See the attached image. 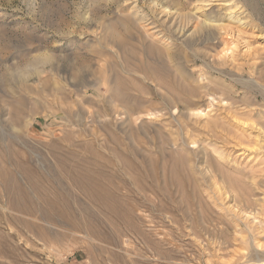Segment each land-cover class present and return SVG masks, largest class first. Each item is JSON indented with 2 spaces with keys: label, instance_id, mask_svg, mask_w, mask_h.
<instances>
[{
  "label": "rangeland",
  "instance_id": "rangeland-1",
  "mask_svg": "<svg viewBox=\"0 0 264 264\" xmlns=\"http://www.w3.org/2000/svg\"><path fill=\"white\" fill-rule=\"evenodd\" d=\"M263 114L264 0H0V264H264Z\"/></svg>",
  "mask_w": 264,
  "mask_h": 264
},
{
  "label": "bare ground",
  "instance_id": "bare-ground-1",
  "mask_svg": "<svg viewBox=\"0 0 264 264\" xmlns=\"http://www.w3.org/2000/svg\"><path fill=\"white\" fill-rule=\"evenodd\" d=\"M228 30H229V29H228ZM190 36H191V35H190ZM151 37H152V36H151ZM235 39H236V38H235ZM119 41H121V40H119ZM228 41H229V40H228ZM248 45H250V44H248ZM248 45H245V46H244L245 49H243V51L250 52L251 46L249 47ZM232 46H233V45H232ZM232 46H231L230 44H228V43L225 42L224 48L222 49V53H223V54H231V55H232V53L234 52L233 50L235 49V48L232 47ZM253 48H254V47H253ZM253 48H252V49H253ZM251 53H252V52H251ZM223 54H222V55H223ZM248 54H249V53H248ZM216 55H217V54H216ZM246 55H247V54H246ZM254 55H255V53H254ZM236 56H237V55H236ZM219 57H220V56H219ZM230 57H231V56H230ZM170 62H171V61H170ZM160 64H161V63H160ZM155 66H156V65H155ZM155 66H154V65L152 66V72H150V73H152L153 76H155V78H156V80L153 79V81H154V82H157L158 86H161V85H164V84H165V87L168 88V90L173 89V88L170 87V86H171V83H169L170 81H168V80L165 81V79H164V81H163V79H162L163 77L160 78V77L158 76V68H157L158 66H157V67H155ZM163 67H164V65H163ZM160 68L162 69V67H159V69H160ZM165 68H167V66H166ZM165 70H166V69H165ZM150 71H151V69H150ZM159 71H161V70H159ZM162 71H164V69H163ZM162 71H161V72H162ZM148 72H149V71H148ZM163 73H164V72H163ZM165 73H168V72L165 71ZM156 76H157V77H156ZM160 76H161V75H160ZM163 76H164V75H163ZM167 76H168V75H167ZM149 78H150V77H149ZM152 78H154V77H152ZM164 78H165V77H164ZM166 78H167V77H166ZM209 78H210V77H209ZM122 80H123V79H122ZM122 80H121V81H122ZM176 80H177V79H176ZM182 80H183V79H181V81H182ZM167 81H168V82H167ZM181 81L178 83V86H179V88H181V92H182V93H185V92L187 91L188 88H186V85H184ZM173 82H175V81H173ZM183 82L185 83V81H183ZM116 83H117V82H116ZM257 84H258V83H257ZM172 85H173V84H172ZM115 86H116V85H115ZM118 86H119V85H118ZM113 87H114V86H113ZM173 87H175V86H173ZM200 87H201V86H200ZM115 88H116V87H115ZM117 88H118V87H117ZM119 88H120V87H119ZM179 88H178V89H179ZM189 88H190V87H189ZM178 89H176V90H178ZM190 89L194 91V88H193V89L190 88ZM220 89H221V88H220ZM115 90H117V89H115ZM191 90H190V92L192 93ZM170 91H171V90H170ZM114 92H115V91H114ZM116 92H117V91H116ZM118 92H120V91H118ZM172 92H173V90H172ZM172 92H171V93H172ZM179 92H180V91H179ZM194 92H196V90H195ZM194 92H193V93H194ZM171 93H170V94H171ZM191 93H190V94H191ZM211 93H212V92H211ZM116 94H117V93H116ZM116 94H115V96H116ZM118 94H119V93H118ZM118 94H117V96H118ZM120 94H121V93H120ZM195 94H196V93H195ZM193 96H194V94H193ZM166 97H167V96H166ZM211 97H212V96H211ZM178 98H179V97H178ZM169 99H170V98H169ZM171 99H172V98H171ZM213 99H214V98H213ZM112 100H114V99H112ZM178 100H180V99H178ZM184 101H185V100H184ZM192 101H193V100H192ZM186 103H188L187 100H186ZM186 103H185V104H186ZM189 105H191V104H189ZM189 105H188V106H189ZM183 107H184V106H183ZM184 108H185V107H184ZM186 109H187V108H186ZM174 110H176V109L174 108ZM194 110H195V109H194ZM194 110H193V111L189 110V111H190V112H195V111H197V110H195V111H194ZM201 111H202V112L204 111V112H203V113H204V116H203V117H205V115H206V113H207L208 111H206V110H200L199 113H201ZM152 112H153V111H152ZM152 112L150 111L148 114H150V113H152ZM153 113H154V112H153ZM154 114H155V113H154ZM201 114H202V113H201ZM134 115H135V114H134ZM155 115H156V114H155ZM207 115H208V114H207ZM207 115H206V116H207ZM263 115H264V114H263ZM150 116H151V114H150ZM201 116H202V115H201ZM222 116H223V115H222ZM203 117H202V118H203ZM215 119H216V118H214V120H215ZM240 120H241V119H240ZM210 121H211V120H210ZM216 121H218L217 123L220 124V123H219V120H216ZM220 121H221V120H220ZM208 122H209V121H208ZM211 123H212V122H211ZM211 123H210V124H211ZM215 123H216V122H215ZM206 124H207V123H206ZM210 124H208V125H210ZM248 126H249V124H248ZM260 126H262V127L264 128V123H262V125L260 124ZM206 127H207V126H206ZM263 131H264V130H263ZM160 137H161V136H160ZM224 137H225V136H224ZM162 139H163V138H162ZM115 141H116V140H115ZM117 141H118V140H117ZM117 141H116V142H117ZM118 142H119V141H118ZM161 145H162V143H161ZM194 146H195V145H194ZM174 147H175V146H174ZM162 150H163V149H162ZM165 150H166V149H165ZM216 153H217V152H216ZM220 154H221V153H220ZM218 155H219V152H218ZM86 160H87V159H86ZM58 162H61V161L58 160ZM61 163H62V162H61ZM172 164H173V163H172ZM57 165H58V163H57ZM65 167H66V166H65ZM57 168H59V167H57ZM221 168H222V167H221ZM59 169H60V168H59ZM58 171H59V170H58ZM60 172H61V171H60ZM227 174H229V173H227ZM227 174H226V175H227ZM227 176H231V174H229V175H227ZM234 177H235V176H234ZM229 178H230V177H229ZM230 179H231V180H230ZM230 179H228V180H230V181L232 182V179H234V178H230ZM236 179H237V178H236ZM234 180H235V179H234ZM230 181H229V182H230ZM237 181H238V180H236V182H237ZM233 182H235V181H233ZM237 183H238V182H237ZM232 184L235 185L236 183H232ZM238 185H239V187H240V184H239V183H238ZM58 214H59V213H58ZM27 225H28V224H27ZM28 227H29V226H28Z\"/></svg>",
  "mask_w": 264,
  "mask_h": 264
}]
</instances>
